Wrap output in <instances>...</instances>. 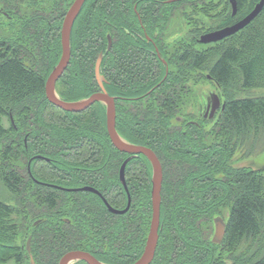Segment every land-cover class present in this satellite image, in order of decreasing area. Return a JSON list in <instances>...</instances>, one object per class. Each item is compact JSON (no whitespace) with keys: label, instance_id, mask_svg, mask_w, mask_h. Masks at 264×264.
Listing matches in <instances>:
<instances>
[{"label":"trees","instance_id":"trees-1","mask_svg":"<svg viewBox=\"0 0 264 264\" xmlns=\"http://www.w3.org/2000/svg\"><path fill=\"white\" fill-rule=\"evenodd\" d=\"M73 1L0 0V19L6 20L0 21V25L6 26L7 24L13 28H19L21 32H19L20 37L15 40L0 35V137L4 138L15 131L16 125L11 117L17 118L21 125L20 132L17 133V146L26 157V166L21 169L22 173L18 174L8 169L2 178L9 190L20 197L22 203L19 207L13 208L0 200V232L9 231L18 234L17 223L9 224L5 219L12 215L14 209H17L23 212V219L28 221L25 223L28 227L25 238L27 241L30 239V253L36 264H58L61 257L71 250L90 252L107 264H132L144 251L152 218V166L150 161L145 155L133 157L114 147L107 132L105 106L102 103L94 104V107L91 106L87 109L88 111L86 110L87 112L74 113L56 107L46 97V80L58 63L62 52L60 33L62 22ZM106 1V6H103L102 2L94 0L93 4L97 6L89 7L91 0H87L74 23L71 34V60L68 68L74 60L73 73L83 75L85 82L76 88L79 97L68 98L59 92L58 81L57 92L64 100L75 101L100 90L95 78V64L99 55L103 53L101 75L104 76L107 73L108 36L114 43L113 48L119 52L118 57L122 55L121 53L128 54L129 57L133 56V58L137 55V61L133 66V70H137L139 68L138 54H135L137 48L122 45L123 47L118 49V42L120 44L123 42L122 36H133L137 32L143 34L137 13L141 12L143 18L145 17L144 12L148 16L150 23L148 31L152 32L155 24L159 23L161 36L169 16L176 12L177 3L183 0H171V2L160 0V5L166 6H164L165 9L158 7L159 14L162 11H168L164 18L163 15L156 17L155 11L158 8L147 5L153 3V0ZM245 1L238 0L239 13L243 11ZM111 5L121 8L120 17L122 19L117 21L118 25L112 22L109 14L100 15L105 7L108 8ZM142 8L143 12L140 11ZM263 12L264 7L258 16ZM111 13L113 14L114 11ZM97 19L99 22L96 21ZM93 20L94 24L90 27ZM126 20H130L133 27H129ZM26 33L30 37L28 40L26 38L29 45L35 41L40 46V50H37L40 54L44 45L51 50L58 48L52 59L40 57L42 60L45 58L43 62L45 69L35 66L36 62L41 64L35 52L30 50L28 53L12 44L20 41L19 39H24ZM48 39L54 43L52 48ZM250 40L244 43L243 48L227 47L212 64L209 71L210 78L219 85H226L234 78L235 69L238 66L244 77V86L252 87L256 61L242 63L245 52L253 51L254 42L248 43ZM88 43L92 44L88 45ZM84 45L94 48V53L91 54L94 58L91 56L89 62L82 63L83 50L87 49ZM163 45V43L160 44L161 56L165 62L147 58L151 66L154 65V61H157L159 80L147 76V69H144L146 74L142 76L136 70L131 72L132 67H130L127 74L124 73L125 77L117 80L116 84L121 90L141 95L137 102L128 105L130 108L127 105L125 106L127 108L124 107L122 110L119 108L117 119L119 134L129 142L149 146L159 157L163 168L160 236L151 264H264V245L263 247L262 244L259 245L260 256L257 253L245 252L249 248L246 245L247 242L264 239L262 237L264 236V177L257 175V171L251 167L238 168L232 161L233 156L236 152L238 153L242 145H246L245 142L251 138L252 133L255 135L261 127H264V98L229 99L225 102V108L220 112V116L210 127L203 129L199 123L198 126H184L178 132V127L170 125L178 124L175 117L183 115L178 114L181 112L180 106L178 103L176 105L171 94L177 95L182 90V87H178L182 82L179 73L169 74L170 76L167 74L163 78L166 65H170L164 54ZM204 54L198 53V55L191 54L190 56L187 51L181 63L192 62L194 68H201L204 65ZM74 57L76 60L73 59ZM261 57L264 58V53ZM83 66L86 68L85 74H83ZM171 75L175 77L171 78ZM150 89L153 91L149 93ZM4 92L7 96L3 95ZM36 96L40 101L35 104L37 107L23 106L25 101ZM150 96L154 97L155 102ZM43 104L64 112L67 119L69 118L68 121L76 122L75 119L79 117L74 115H83L84 112L89 116L82 123L63 124L64 131L61 134L60 132L55 134L52 132L54 126L51 125L54 122L44 123L39 120L38 107L40 108ZM15 105L19 106L17 111ZM95 105L100 106L101 109ZM160 107L161 110H159ZM90 120L92 121L89 122ZM153 124H160L165 135L160 136L154 130H150ZM29 127L37 135L44 133L45 138L40 139L35 136L31 141V131L27 132L28 134L24 132ZM64 135L66 139L63 142L61 140ZM85 138L91 142L94 141L97 149L92 150L86 158L81 156L79 160L62 161L60 153L70 154L68 149L74 144L84 142ZM175 138L179 140L176 141ZM173 140L175 146L169 143ZM44 142L47 143L48 148L43 145ZM44 148H47L46 151ZM100 151L103 155L98 157L97 153ZM190 151L196 156L187 157L186 154ZM128 156L130 159L125 171L132 194V205L125 214L111 213L100 199V195L96 193L82 189L62 190L43 183L77 187L95 186L103 190L102 195L112 207L123 208L127 204V195L118 179V173ZM215 156H217L216 159H214ZM25 157L23 155V159ZM43 159L50 163H58L61 160L62 165L67 167L64 172L61 166L59 171L62 170V173L56 176V182L42 180L40 178L42 175L34 171V162H42ZM134 164L141 167L135 170L132 167ZM29 166L32 167V172L27 169ZM41 169L43 171L44 167ZM140 174L145 182L143 185L139 183ZM175 178L178 180L175 181ZM195 178L202 182L200 189L196 191L198 199L192 203L193 205H188L189 207L180 206L179 196L186 194L189 187L191 189ZM108 185L109 189L112 187L113 190L116 187L120 191L114 194L106 192L105 187ZM177 187L180 189L178 193L181 191L179 194L176 192ZM220 188H223L225 193L221 197L220 194L211 192ZM190 189L188 193L191 192ZM91 199L93 201L90 202ZM215 204L220 205L222 209L215 208ZM223 209L228 212L227 219H224L226 233L223 241L217 244L212 242L211 230L213 221L217 217L214 215L222 214ZM65 218L70 222L65 221ZM79 219L81 224H79ZM46 227L51 235V247L54 248L52 257L49 258L43 246L44 241L42 242L43 235L46 234L43 230ZM23 248L16 246L9 254L16 264H30L28 247L26 250ZM216 250L220 253H212ZM4 259H6L5 256H0V260ZM75 264L86 263L78 261Z\"/></svg>","mask_w":264,"mask_h":264},{"label":"rangeland","instance_id":"rangeland-1","mask_svg":"<svg viewBox=\"0 0 264 264\" xmlns=\"http://www.w3.org/2000/svg\"><path fill=\"white\" fill-rule=\"evenodd\" d=\"M154 1L155 0H153V3L151 2V4H147V5H150L153 8L159 7L161 9H165L164 6L166 5H160L161 1L159 2H154ZM259 1L260 0H246L244 2L243 11L241 13H239L238 11L236 14H233L232 5L229 0H183L182 2L177 3L176 10H175L176 12L173 15L171 13V15L168 18L167 24L166 26H164L163 32L161 36L159 37L160 43L164 44L163 49H164L165 55L170 64L169 74L175 75L176 73H179L180 74L179 77L181 78V82H182L179 84L180 86H178L179 88L182 87L181 88L182 90L178 92L177 95L171 94V96L173 97V100L176 102V105L178 103V105L180 106L181 112L180 113L178 112V114L187 116L188 119L192 118V119L199 121L203 129L210 127L214 123V120L209 119V120L201 121L199 117V106L201 105L205 106V103L207 102L208 97H210L212 93H215L216 95H218L222 103L226 102L229 99H235V98H244V97L264 98V58L261 57L262 53H264V12L260 16H258L256 19H254V21L249 26H247V28L243 30L241 29L238 32L232 35H229L216 42H210V43L200 42V38L202 35L218 30V29H221V28H224V27H227V26H231L237 23L238 21H240L241 19H243L247 14H249L254 9V7ZM99 2H102V0H99ZM103 2L101 4L103 6H106L105 4L107 3V1L105 0ZM167 2H171V0H167ZM93 3H94V0H91V2L89 3V7L97 6V5H94ZM114 6L115 5H111L108 8L105 7V10L103 11V13H100V15L109 14L110 18H112V22L118 25L117 21L119 19H122L120 17L121 8L120 7L116 8ZM113 7H114V10L112 9ZM159 8L158 10L155 11V15L157 18L163 15V18H164L165 14H167L168 11H162V13L159 14L158 12ZM111 11H114V13L112 14ZM140 11L143 12L144 11L143 8ZM33 13H34L33 15H35V12ZM144 16L146 20L145 12H144ZM98 20L99 19H97L96 21ZM0 21H6V20L4 18L3 19L1 18ZM98 22H96V24ZM126 22L129 27H133L132 22L130 20H126ZM52 23H54V21ZM93 24H94V20L91 21L90 27H92ZM19 32H20L19 28H15V27L13 28V26H10V25L7 26V24L6 26L0 25V35H3V36L5 35L6 36L5 38H9L11 40L18 39L20 37ZM53 32H54V29L52 33ZM27 33L24 39H19L20 41H15L12 44H14L18 49H23L24 51H27L28 53L30 52V50L35 52L36 55L39 57V63H41V64H38L36 62L35 66L42 67V69L43 68L45 69V65L43 63L45 62V58L42 60L41 59L42 56L48 57V59H52L53 57H55L56 50L58 48L56 47V50L52 49L53 50V53H52V50L49 47L46 48L44 45V47H42V51L40 54L37 52V50H40V46L38 45V43H35V41H33V44L29 45L27 40L30 37ZM133 36L132 35H128L127 37L122 36L123 42L121 44L118 42V49L122 48L123 47L122 45H125L128 48L130 47V45L133 48H137V46L139 45L137 43H140V39L137 36V34H134ZM118 38H121V37H118ZM248 40H250L248 43H250L251 41L254 42V45H253L254 48L252 52H245L246 54L243 55L244 58H243L242 63H248L252 60L256 61V65L254 69L255 75H254V80H253L254 85L249 88H246L244 86V77H243L240 67L238 66L235 69L234 78L230 82H228L226 85H219L217 82L212 80L209 77V71H210L212 64L216 61L219 55H221V53L227 47L235 46L238 48L239 47L243 48L244 43ZM48 42L52 48L54 46V43L52 42L51 39H48ZM131 43L134 44L135 46H133ZM90 44L92 43H88V45ZM88 45H84L86 46L87 49L83 50L84 56L83 58H81L82 63H85V61L89 62V59L91 56L94 58V55H91L94 53L93 51L94 48ZM187 51L189 52L190 56L191 54L198 55V53H205L204 54L205 55L204 65L201 68L196 69L194 68V65L192 62L188 64L181 63V59L183 58L184 53H186ZM136 56L134 58L133 56L130 57L132 59L130 63L132 64L136 63L137 61ZM75 58L76 57H74L73 59ZM123 61H128V60L124 59ZM162 62H165V61L162 60ZM71 64L72 65H70L69 68L67 67L64 74L58 80L59 81L58 88H59V92L63 93L62 95H66L68 98H75V97L80 96V95H77L76 88L78 87L79 84L85 81H84L83 75H76L75 73H73L74 64H75L74 60L72 61ZM150 64H151L150 62H148L147 60H144V63H143L144 69H146L148 66L150 67L151 66ZM179 64L181 65L178 66ZM121 66H122L121 64H119V66L115 64L116 76L119 75V74L117 75V72L121 69ZM131 69L133 71V67ZM45 72L46 70L44 71V73ZM83 72H84L83 74L86 73L85 66H83ZM139 73L143 74L142 72H139ZM146 73L144 72V74ZM169 74L168 76H170ZM173 75H171V78L175 77ZM66 83L70 85H67ZM71 91H74V92H71ZM5 93L6 92H4L3 95L7 96L5 95ZM37 98L38 97L36 96L29 101H25L23 103V106L37 107V105L35 104H37V102H40L38 101L39 98L38 99ZM149 98H146V99H149ZM151 99L153 100V102H155V99L153 96L151 97ZM190 103H191V106H190ZM123 105L126 106L125 103ZM14 107H16L15 110L17 111L19 106L15 105ZM95 107L100 108V106H97V105H95ZM161 109L162 108L160 107L159 110ZM19 110L22 111V109H19ZM86 110H83V111L87 112L88 110L87 111ZM93 111H94V108H93ZM220 111H221V108H220ZM81 112H78V113H81ZM85 112L83 113V115L82 114H77L78 116L74 115L75 117H79L78 118L79 120L75 119L77 123H82L89 116V114ZM38 113H39L38 115L39 120L44 121V123L54 122L51 125L54 126L52 127V132L55 134H57V132H60L61 134V132L64 131L65 128L62 126L63 124L65 125L71 122L76 123L73 121H68L69 118L67 119L66 115L61 110H58L51 106H45V104H43V106H41L40 108L38 107ZM11 119H12V122L16 125V127L14 128L15 131L11 132L8 136L4 138L0 137V200L7 203L11 207L15 208V207L20 206L19 204L22 203L21 199L20 197L16 196V193L9 190V188L6 186L2 178L4 176V173L8 169H11L15 173H18V174L22 173L21 169L25 168L26 166V157H25V154L22 153L21 150L18 149V146H17L18 145L17 133L20 132V126H21L20 122L15 117L14 118L11 117ZM55 121H59V122L55 123ZM91 121L92 120H90L89 122ZM170 121L172 122L173 119ZM174 122L176 121L174 120ZM182 126H176L178 127V132L179 130L181 131L183 129ZM30 129L31 127H29L28 129H25L24 132L26 134L27 132L31 131V134H30L31 141H33V137L35 136L40 139L45 138V136L43 135L44 133L37 135ZM150 130H154L155 132L158 133V135L160 134V136L165 135V133L163 132V128L160 124H156V125L153 124L150 127ZM65 137L66 135H64V138L62 136L63 139L61 141L66 139ZM175 140L178 141L179 139L175 138ZM169 143L173 146L176 145L174 140L169 141ZM245 143L246 145H242L238 153L236 152V154L233 156L232 161L234 162V165L238 168L239 167H251L253 170L257 171V175H261L264 177V127H261L256 132L255 135H253L252 133L251 138L248 139ZM43 145L47 147V143L44 142ZM95 146L96 145L94 141L91 142L85 138L84 142L74 144L71 148L68 149L70 154L60 153V157L62 161H67V160H72V159L79 160L81 156H84V158H86V156H88V154H90L92 150L97 149V146L96 148ZM47 148H44V150L46 151ZM101 154H102V151L98 152L97 153L98 157L101 156ZM23 155L25 159H23ZM186 156L193 158L196 155L195 153L190 151L186 154ZM216 158L217 156L214 157V159ZM61 166H63L62 170H64L65 172L67 167L62 165L61 160H59L58 163H50L46 159L45 160L43 159L42 162L40 161L34 162V171L42 175L40 177L42 178V180L49 181V182H56L55 181L56 176L61 175L62 173V170L61 172L59 171L61 169ZM41 167L42 168L44 167L43 171ZM132 167L135 170H137L136 168L141 167V166H139L138 164H134ZM27 169L31 171L32 167L29 166L27 167ZM179 177L180 175L178 176V178ZM139 178H140L139 179L140 185H143L145 182L141 174ZM178 178H175V181H177ZM193 183L194 185H192ZM193 183H191L192 185L191 189L189 187V189L191 190L190 193H188L189 189H187L186 194L179 196L180 206L183 205L184 207H189L188 205H193L192 203L198 199V197L196 196L197 195L196 191L200 189L202 182L201 180H198L197 178H195ZM179 190L180 189H178L177 187V190H176L177 194L181 192L180 191L178 193ZM119 191H120L119 188L114 187V189L113 190L111 189L109 193L114 194V193H118ZM211 192L220 194V197L225 194L223 192V188L222 189L220 188L217 190L215 189V190H212ZM199 197H201V195ZM91 201L93 200L91 199L90 202ZM177 204H178V201H177ZM218 207L222 209L220 205L215 204V208L218 209ZM222 212H223L222 214L217 213L216 215H214V217L221 216L226 220L228 216V212H226V209H223ZM23 218H24L23 212L17 209L13 210L11 216L5 217L6 221L9 224L17 223V225L19 226V232L17 235L9 231H6L5 233L0 232V256H5L6 258L4 260H0V264H16L13 257H9V254H11V252L15 249L16 246L24 247L23 249L25 250L27 249L28 241H27V238H25V235H26L28 227L26 226L27 224L25 223H28V221H25ZM80 218L82 217L80 216ZM79 222H80L79 224H81L80 219H79ZM30 230L31 229H29V231ZM214 230H215V225L213 221V229L211 230L212 231L211 237H213ZM43 231L46 234L43 235L42 242L44 241L43 246H45L44 249L49 258V257H52L51 255H52L54 248L51 247V244H52L51 238H50L51 235H49V232L47 231V227ZM60 234L62 233L60 232ZM262 237L264 238V236ZM261 244L263 247L264 239H262V241L256 240L255 242H247L246 245L249 246V248L245 252L257 253V255L260 256L259 255L260 250H258V248H259V245L261 246ZM218 253L219 251L216 250L215 254H218ZM225 258L227 260V257Z\"/></svg>","mask_w":264,"mask_h":264},{"label":"water","instance_id":"water-1","mask_svg":"<svg viewBox=\"0 0 264 264\" xmlns=\"http://www.w3.org/2000/svg\"><path fill=\"white\" fill-rule=\"evenodd\" d=\"M87 0H74L68 9L62 23L61 28V47L62 52L58 63L54 66L53 70L49 74L46 85L45 92L46 97L53 105L58 108L69 111V112H81L91 107L97 102H103L106 104V121H107V130L112 141V144L119 151L131 154V155H145L151 163L152 166V188H151V202H152V218L150 222V229L146 240V245L141 256L132 264H151L154 260L156 249L159 242V230L161 223V191L163 186V168L159 157L156 153L146 145L135 144L129 142L122 138L116 128V107L114 98L111 97L106 88L104 87L103 78L101 76V64L103 60V53H101L96 61L95 73L98 79V82L101 87V91L92 93L86 98L67 101L62 99L56 90V84L61 76L64 74L67 69L70 59H71V34L74 23ZM232 5L233 14H236L239 9L238 0H229ZM264 7V0H260L254 9L247 14L243 19L237 23L227 26L209 33H206L201 36L200 42L210 43L219 41L229 35H232L239 30L246 27L252 20H254L258 14L262 11ZM108 47H110L111 38L108 36ZM210 77V76H209ZM222 110L225 108V102L221 103V99L215 93H212L208 98V110L209 116L213 117L218 108ZM129 159H126L120 168L121 178L124 179V171ZM83 190H89L94 193L102 194L95 188L91 186L83 187ZM108 209L117 214L125 213L130 207V196L128 199V204L124 209H115L112 207L108 201L103 198ZM215 234L213 241L216 243H221L225 237L226 233V222L220 216L215 220ZM28 251L30 253V240L28 241ZM76 261H84L87 264H107L96 258L93 254L83 250H71L65 253L59 261V264H73ZM30 264H36L32 254L30 253Z\"/></svg>","mask_w":264,"mask_h":264},{"label":"flooded vegetation","instance_id":"flooded-vegetation-1","mask_svg":"<svg viewBox=\"0 0 264 264\" xmlns=\"http://www.w3.org/2000/svg\"><path fill=\"white\" fill-rule=\"evenodd\" d=\"M159 1L160 0H155L154 2H159ZM137 18H138L139 23H140V25L142 27L143 34L137 32V36L140 39V43H137L139 45L137 46V49H136L137 54H138V67L139 68H137V70L136 69H134V70H136L137 72H141V71L144 72L143 63H144V60H147V58H149V59L153 58V60H159V61L163 60L162 56H161V46H160L161 43L159 41V37H160V30L159 29L160 28H159V23H156L155 27L153 28V31L152 32L148 31L147 28L150 29V23L148 22L149 18L146 16V20H145V17L143 18V15H142L141 12L137 13ZM147 25H148V27H147ZM113 44L114 43L111 42L110 43V47L107 46V49L109 50L108 51L109 52L108 53V60H107V73L104 74L103 78H104V85H105L106 91L108 92V94L111 97L114 98V101H115L116 127H117L118 110H119V108H120V110H122L125 107L122 103H125V105H127V107L130 108V106H128V105H131V104L137 102L139 100V98H141L140 97L141 95H140V93L136 94V93H133L131 91L124 90V89L121 90V88L119 89L117 87V85H116L117 84V80H121V78H124L125 77L124 73L127 74V71L130 70V67L135 66V63L134 64L130 63V61L132 59L128 56V54L121 53L122 55L120 57H118L119 52H118L117 49L113 48V46H114ZM124 59H126L128 61H123ZM115 64H117L118 66H119V64L122 65L121 69L117 72V75L119 74L118 76H116V73H115V68H116ZM150 67H152V68H150ZM150 67L148 66L146 68L147 69L146 70L147 76L151 77L152 79L154 78V80H159V78H160V76L158 74L159 66H158L157 61H154V66H150ZM134 70L133 71L131 70V72H134ZM168 71H169V66L166 65L165 73H164L163 78H165L166 75L169 74ZM142 76H144V73L142 74ZM151 89L154 90L155 88L151 87ZM151 89H150L149 93L153 91ZM190 106H191V103H190ZM127 107H125V108H127ZM105 114H106V107H105ZM219 116H220V107L216 110V112H215L213 117L209 116L208 99H207V102L205 103V106H203V105L199 106V117H200V120L213 119L215 121ZM175 119H177L178 124L177 123H172L170 125L171 127L173 126V127L176 128V126H182V125H183L182 127H184V126L188 127L189 125H197L198 126L199 123H200L199 121H197L195 119H192V118L188 119L187 116H179V117L176 116ZM105 122H106V127H107V121L105 120ZM107 132H108V130H107ZM183 132L185 133V131H183ZM111 143H112V141H111ZM123 153H125V152H123ZM132 156L135 157V156H139V155H132ZM109 157L111 159V155ZM126 159H130V157L128 156ZM124 161H123V163H124ZM118 179H119L120 183L122 184V187L124 188V190L126 192L127 204H128V199H129V196H130V200H131L130 207H131V205H132V194L130 192V187H129V184H128V181H127L126 171H124V179H122L121 175H120V170H119ZM35 181H36V179H35ZM43 183H45V184H47L49 186L58 187L59 189L68 190V191H77L78 189H83V187H85V186H89V185H84L83 187H77V186L59 185V184H56V183H48V182H43ZM91 187L97 189L102 194V192H103L102 189L97 188L95 186H91ZM162 188H163V186H162ZM111 189H112V187H110V189H109V185H108V187H105V190H107L106 192H109ZM87 191H89V190H87ZM90 192H92V191H90ZM161 194H162V191H161ZM99 197L102 200V202L105 204V201L103 200V198H105V197L104 196L103 197L99 196ZM161 197H162V195H161ZM127 204H126V206H127ZM126 206L123 207V208H115V209H124V208H126ZM130 207H129V209H130ZM107 209H108V207H107ZM128 210L125 213H127ZM111 213H113V212H111ZM125 213H122V214H125ZM114 214H117V213H114ZM64 220L67 221V222H70V220H68L67 218H65ZM212 242H214L213 238H212ZM217 244H219V243H217ZM212 253H215V252H212ZM213 261H215V260H213Z\"/></svg>","mask_w":264,"mask_h":264}]
</instances>
